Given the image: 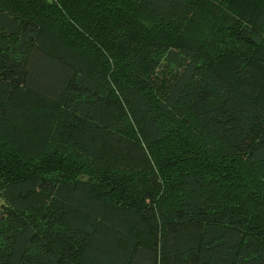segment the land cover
<instances>
[{
  "label": "trees",
  "instance_id": "16d2710c",
  "mask_svg": "<svg viewBox=\"0 0 264 264\" xmlns=\"http://www.w3.org/2000/svg\"><path fill=\"white\" fill-rule=\"evenodd\" d=\"M0 264H264V0H0Z\"/></svg>",
  "mask_w": 264,
  "mask_h": 264
}]
</instances>
